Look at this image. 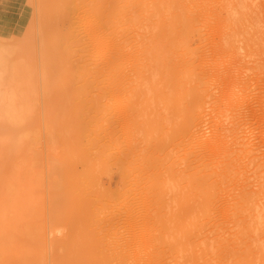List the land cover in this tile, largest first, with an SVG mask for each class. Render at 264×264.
I'll list each match as a JSON object with an SVG mask.
<instances>
[{
  "label": "rangeland",
  "instance_id": "rangeland-1",
  "mask_svg": "<svg viewBox=\"0 0 264 264\" xmlns=\"http://www.w3.org/2000/svg\"><path fill=\"white\" fill-rule=\"evenodd\" d=\"M89 1L0 0V264H264V0Z\"/></svg>",
  "mask_w": 264,
  "mask_h": 264
},
{
  "label": "bare ground",
  "instance_id": "bare-ground-1",
  "mask_svg": "<svg viewBox=\"0 0 264 264\" xmlns=\"http://www.w3.org/2000/svg\"><path fill=\"white\" fill-rule=\"evenodd\" d=\"M91 1H92V0H91ZM91 1H89V2H91ZM77 2H78V1H77ZM92 2H93V1H92ZM97 2H98V1H97ZM97 2H95V3H97ZM59 3H61V2H59ZM65 3H66V2H65ZM95 3H94V4H95ZM121 3H122V1H121ZM91 6H92V5H91ZM93 7H94V5H93ZM110 7H111V6H110ZM114 7H115V6H114ZM65 8H66V6H65ZM119 8H120V7H119ZM62 9H64V8H62ZM97 9H98V8H97ZM117 10H119V9H117ZM121 10H122V9H121ZM121 10H120V11H121ZM90 11H92V12L95 13V11H93V10H90ZM81 12H82V11H81ZM104 12H106V11H104ZM112 12H113V11H112ZM82 13H83V12H82ZM86 13H87V12H86ZM99 13H100V12H99ZM99 13H98V17H99ZM101 13H102V12H101ZM119 13H120V12H119ZM74 14H75V13H74ZM106 14H107V13H106ZM87 15H88V14H87ZM93 15H94V14H93ZM93 15H92V16H93ZM116 15H118V14H116ZM116 15H115V16H116ZM90 16H91V15H89L88 17H90ZM95 16H97V15H95ZM95 16H94V17H95ZM104 16H105V15H104ZM104 16H103V17H104ZM106 16H107V15H106ZM78 17H79V16H78ZM116 17H117V16H116ZM80 18H81V17H80ZM83 18H84V17H83ZM95 18H96V17H95ZM99 18H100V17H99ZM99 18H98V19H99ZM101 18H102V16H101ZM68 19H69V18H68ZM68 19H67V20H68ZM86 19H88V18H86ZM79 20H80V19H79ZM84 20H85V19H84ZM89 20H90V19H89ZM93 20H94V18H93ZM99 20H100V19H99ZM102 20H104V18H103ZM91 21H92V18H91ZM80 22H81V21H80ZM86 22H87V21H86ZM96 22H97V21H96ZM98 22H99V21H98ZM63 23H64V22H63ZM91 23H92V22H91ZM99 23H101V22H99ZM102 23H103V22H102ZM60 24H62V23L60 22ZM67 24H68V23H67ZM77 24H78V23H77ZM80 24H81V23H80ZM84 24H85V23H84ZM88 24H90V22H89V23L87 22L86 25L88 26ZM93 24H94V22H93ZM96 25H97V24H96ZM98 25H99V24H98ZM102 25H104V24H102ZM102 25H101V26H102ZM128 25H129V24H128ZM59 26H60V25H59ZM66 26H67V25H66ZM87 26H86V28H87ZM91 26H93V25H91ZM104 26H105V25H104ZM104 26H103V27H104ZM81 27H83V26H81ZM81 27H80V28H81ZM84 27H85V25H84ZM84 27H83V28H84ZM103 27H102V29L104 30ZM73 28H74V27H73ZM80 28H79V29H80ZM94 28H95V27H94ZM76 29H77V28H76ZM90 29H91V28H89V30H88V28H87L88 31H91ZM100 29H101V28H100ZM72 30H73V29H72ZM80 30H82V28H81ZM92 30H94V29H92ZM98 30H99V29H98ZM103 30H100V31H103ZM105 30H106V29H105ZM108 30H109V29H108ZM129 30H130V29H129ZM73 31H75V30H73ZM84 31H85V30H84ZM110 31H111V30H110ZM113 31H114V30H113ZM120 31H122V33H123V30H120ZM77 32H79V31H77ZM116 32H117V31H116ZM74 33L76 34V32H74ZM91 33H94V32H91ZM91 33H90V34H91ZM80 34H81V33H79V35H80ZM100 34H102V33H100ZM100 34H99L98 36H100ZM120 34H121V33H120ZM79 35H77V36H79ZM71 36H74V35L72 34ZM81 36H82V35H81ZM90 36H92V35H90ZM96 36H97V35H95V37H96ZM98 36H97V37H98ZM74 38H75V37H74ZM92 38H93V37H92ZM101 38H102V37H101ZM86 39H87V37H86ZM98 39H99V38H98ZM108 39H109V38H108ZM113 39H114V38H113ZM93 40H94V38H93ZM124 41H125V43H126V40H124ZM92 42H94V41H92ZM96 42H97V41H96ZM128 42H129V41H128ZM128 42H127V43H128ZM22 43H23V42H22ZM90 43H91V42H90ZM97 43H98V42H97ZM103 43H104V42H103ZM100 44H101V43H100ZM107 44H108V43H107ZM115 44H116V43H115ZM123 44H124V43H123ZM88 45H89V44H88ZM102 45H103V44H102ZM112 45H113V44H112ZM126 45H127V44H126ZM126 45H124V46H126ZM92 46H93V43H92ZM103 46H104V45H103ZM105 46H106V45H105ZM106 47H107V46H106ZM100 49H101V48H100ZM105 49H106V48H105ZM110 49H111V48H110ZM99 51H100V50H99ZM101 51H102V50H101ZM118 51H119V50H118ZM118 51H117V52H118ZM121 51H122V50H121ZM72 52H73V51H72ZM94 52H95V51H94ZM73 53H74V52H73ZM132 53H133V52H132ZM138 53H139V52H138ZM103 54H105V53H103ZM109 54H110V53H109ZM140 54H141V53H140ZM63 55H64V54H63ZM131 55H132V54H131ZM141 55H142V54H141ZM129 56H130V55H129ZM133 56H134V55H133ZM46 57H47V56H46ZM48 57H49V56H48ZM48 57H47V59H48ZM51 57L53 58V56H51ZM51 57H50V58H51ZM102 57H104V56H102ZM52 58H51V60H52ZM63 58H64V57H63ZM122 58H123V56H122ZM48 60H49V59H48ZM62 60H64V59H62ZM73 60H74V59H73ZM122 60H123V59H122ZM58 61H59V59H58ZM66 61H67V59H66ZM71 61H72V60H71ZM91 61H93V60H91ZM56 62H57V59H56ZM56 62H55V63H56ZM60 62H61V61H60ZM96 62H97V61H96ZM50 63H51V61H50ZM50 63H49V64H50ZM57 63L59 64V62H57ZM58 64H57V65H58ZM63 64H64V63H63ZM123 64H124V63H123ZM60 65H61V64H60ZM60 65H59V66H60ZM66 65H67V64H66ZM117 65H118V64H117ZM119 65H120V63H119ZM55 66H56V65H55ZM67 66H68V65H67ZM67 66H66V67H67ZM105 66H106V65H105ZM112 66H113V65H112ZM50 67H51V65L49 66V68H50ZM113 67H114V66H113ZM55 68H58V67L56 66ZM61 68H62V69H61ZM105 68H106V67H105ZM60 69L62 70V72H63V70L66 71L65 68L63 69V66L60 67ZM69 69H70V68H69ZM71 69H72V68H71ZM109 69H110V68H109ZM115 69H116V68H115ZM67 70H68V69H67ZM56 71H59V72H60L59 69H58V70L56 69ZM68 71H70V70H68ZM100 71H102V70H100ZM59 72H58V73H59ZM66 72H67V71H66ZM66 72H65V74H66ZM103 73H104V72H103ZM118 73H119V72H118ZM120 73H121V72H120ZM130 73H131V72H130ZM60 75H64V74L61 73ZM69 75L71 76V74H69ZM89 75H90V74H89ZM66 76H68V75H66ZM92 76H94V75H92ZM95 76L97 77L96 74H95ZM98 76H99V73H98ZM102 76H104V75H101V77H102ZM111 76H112V75H111ZM90 77H91V76H90ZM112 77H114V76H112ZM120 77H121V76H120ZM120 77H119V78H120ZM67 78H69V76H68ZM92 78H93V77H92ZM94 78H95V77H94ZM98 78H99V77H98ZM98 78H97V79H98ZM102 78H104V77H102ZM105 78H106V77H105ZM107 78H109L108 75H107ZM115 78H116V77H115ZM90 79H91V78H90ZM110 79H111V78H110ZM113 79H114V78H113ZM117 79H118V78H117ZM65 80H67V79L65 78ZM65 80H64V81H65ZM99 80H100V79H99ZM67 81H68V80H67ZM109 81H110V80H109ZM143 81H144V80H143ZM99 82H100V81H99ZM110 82H111V81H110ZM67 83H68V82H67ZM100 84H102V82H101ZM103 84H104V83H103ZM112 84H113V83H112ZM116 84H117V82H116ZM118 84H119V83H118ZM141 84H142V83H141ZM95 85H96V84H95ZM97 85H98V84H97ZM138 85L140 86V84H138ZM142 85H143V84H142ZM114 86H115V85H114ZM118 86H120V84H119ZM118 86H117V87H118ZM100 87H101V86H100ZM122 87H123V86H122ZM175 87H177V86H175ZM103 88H104V87H103ZM112 88H113V87H110V90H111ZM114 88H115V87H114ZM120 88H121V87H120ZM135 88H137V87H135ZM105 89H106V88H105ZM150 89H151V88H150ZM116 90H117V89H116ZM120 90H121V89H120ZM120 90H119V91H120ZM107 91H108V87H107ZM113 92H114V91H113ZM101 93H102V92H101ZM107 94H108V93H107ZM107 97H108V96H107ZM96 103H97V102H96ZM165 103H166V102H165ZM122 112H123V111H122ZM166 113H167V112H166ZM168 113H169V112H168ZM107 115H108V114H107ZM116 117H117V116H116ZM126 119H127V118H126ZM193 121H194V119H193ZM111 122H112V121H111ZM132 123H133V122H132ZM151 123H152V121H151ZM163 123H164V122H163ZM186 123H187V122H186ZM84 125H85V124H84ZM87 126H88V125H87ZM156 126H157V125H156ZM163 129H164V128H163ZM193 130H194V129H193ZM156 131H157V130H156ZM122 132H123V131H122ZM130 132H131V131H130ZM179 134H181V133H179ZM63 136H64V135H63ZM160 136H161V135H160ZM181 137H182V136H181ZM127 141H128V140H127ZM116 143H117V142H116ZM86 147H87V146H86ZM80 149H81V148H80ZM85 149H86V148H85ZM82 150H83V149H82ZM133 152H134V151H133ZM144 152H145V151H144ZM140 154H141V153H140ZM85 155H86V154H85ZM148 157H149V156H148ZM122 159H123V158H122ZM147 159H148V158H147ZM82 161H83V160H82ZM84 162H87V161H84ZM193 164H194V163H193ZM92 165H93V164H92ZM122 165H123V164H122ZM95 167H96V166H95ZM260 167H261V166H260ZM94 169H96V168H94ZM151 169H152V168H151ZM112 170H113V169H112ZM122 170H123V169H122ZM145 170H146V169H145ZM110 172H111V171H110ZM103 173H104V172H103ZM90 174H91V173H90ZM108 174H109V173H108ZM176 174H177V173H176ZM137 175H138V174H137ZM152 175H153V174H152ZM167 175H168V174H167ZM85 176H86V175H85ZM85 176H84V177H85ZM87 176H88V175H87ZM141 176H142V175H141ZM90 177H91V176H90ZM166 177H167V176H166ZM81 178H82V177H81ZM87 178H89V177H86V179H87ZM221 179H222V178H221ZM92 181H93V179H92ZM96 181H97V180H96ZM98 181H99V180H98ZM148 181H149V179H148ZM148 181H147V182H148ZM133 182H135V181H133ZM147 182H146V183H147ZM150 182H151V181H150ZM141 183H142V181H141ZM152 183H155V182H152ZM200 183H201V182H200ZM210 183H211V182H210ZM87 184H88V183H87ZM96 184H97V183H96ZM160 184H161V183H160ZM140 185H141V184H140ZM151 185H152V184H151ZM80 186H81V185H80ZM99 186H100V185H99ZM133 186H134V185H133ZM97 187H98V186H97ZM147 187H148V186H147ZM151 187H152V186H151ZM85 188H86V187H85ZM91 188H92V187H91ZM213 189H214V188H213ZM118 190H119V189H118ZM160 190H161V189H160ZM160 190H158V191L160 192ZM93 191H94V190H93ZM86 192H87V191H86ZM98 192H99V191H98ZM108 193H110V192H108ZM147 193H148V192H147ZM79 194H80V193H79ZM101 194H102V193H101ZM145 194H146V193H145ZM160 195H161V194H160ZM160 195H159V197H160ZM162 197H163V196H162ZM244 197H245V195H244ZM141 198H142V197H141ZM84 199H85V198H84ZM109 199H110V198H109ZM142 199H143V198H142ZM160 199H161V198H160ZM155 200H156V199H154V201H155ZM145 201H146V199L144 200V202H145ZM101 203H102V202H101ZM147 203H148V201H147ZM159 203H161V202H159ZM97 204H98V203H97ZM148 204H149V203H148ZM83 205H84V204H83ZM139 205H140V204H139ZM142 205H143V204H142ZM91 206H92V205H91ZM137 206H138V205H137ZM161 206H162V205H161ZM143 207H144V206H143ZM142 209H143V208H142ZM201 209H202V208H201ZM119 210H120V209H119ZM257 210H258V209H257ZM257 210H256V213H257ZM13 211H17V210H16V209H15V210L13 209ZM13 211H12V212H13ZM7 212H8V211L5 212V209H0V233H5V231H6V230H5V228H6V224L9 222V224H10L11 227L8 226L9 228H7V229H10V230H9V234H8L9 236H7V237H10V236L12 237L11 229H13V227H14L13 225L16 224V225H15L16 227H17V225H18V224L16 223V221L14 220V219H16V218H14L15 216L12 217V215H13V214L15 215L16 212H13L12 215H10V213H8V214L10 215L9 217H8V215H7L8 219H10V217L14 218V219H11V220H12V221L14 220L15 223L12 222V221H10V220H7V217H5V215L7 214ZM148 213H149V211H148ZM152 213H153V212H152ZM259 213H261V212H259ZM259 213H257V215H258ZM16 215H17V214H16ZM133 215H134V214H133ZM155 215H156V214H155ZM160 215H161V214H160ZM19 216H20V215H19ZM30 216H31V215H30ZM148 216H149V214H148ZM170 216H171V215H170ZM253 216H254V215H253ZM259 216H260V215H259ZM16 217H17V216H16ZM100 217H101V216H100ZM175 217H176V216H175ZM260 217H261V216H260ZM18 218H19V217H18ZM20 218H21V217H20ZM130 218H131V217H130ZM134 218H135V217H134ZM146 218H147V217H146ZM157 218H158V217H157ZM255 218H256V217H255ZM263 218H264V217H263ZM5 219H6V220H5ZM24 219H27V218H24ZM135 219H136V218H135ZM150 219H151V218H150ZM150 219H149V221H150ZM167 219H168V218H167ZM260 219H262V218H260ZM18 220H19V219H18ZM128 220H129V219H128ZM155 220H156V219H155ZM159 220H160V219H159ZM6 221H8V222H6ZM144 221H145V220H144ZM10 222H12L13 225H11ZM19 222H20V221H19ZM134 222H135V221H134ZM164 222H165V221H164ZM167 222H168V221H167ZM9 224H8V225H9ZM20 224H21V222H20ZM169 224H170V223H169ZM129 225H130V224H129ZM162 225H163V224H162ZM165 226H166V225H165ZM16 227H14V228H16ZM96 227H97V226H96ZM124 227H125V226H124ZM130 227H131V226H130ZM137 227H138V226H137ZM91 228H92V227H91ZM146 228H147V227H146ZM119 229H120V228H119ZM87 230H89V229H87ZM135 230H136V229H135ZM159 230H160V229H159ZM132 231H133V230H132ZM122 232H123V231H122ZM158 232H159V231H158ZM158 232H157V233H158ZM17 233H18V232H17ZM17 233L15 234V236H16V235L18 236L19 233H18V234H17ZM20 233H22V232H20ZM134 236H135V235H134ZM158 237H159V236H158ZM121 238H122V237H121ZM246 238H247V237H246ZM99 239H101V238H99ZM97 240H98V239H97ZM120 240H121V239H120ZM124 240H125V239H124ZM98 241H99V240H98ZM105 241H106V240H105ZM164 241H165V240H164ZM96 242H97V241H96ZM107 242H108V241H107ZM135 243H136V242H135ZM167 243H168V242H167ZM99 244H100V243H99ZM111 244H112V243H111ZM117 244H119V243H117ZM149 244H150V243H149ZM162 244H163V243H162ZM126 245H127V244H126ZM112 246H113V245H112ZM110 247H111V246H110ZM137 247H138V246H137ZM141 247H142V245H141ZM121 249H123V248H121ZM128 249H129V248H128ZM149 249H150V248H149ZM156 249H157V248H156ZM90 250H91V249H90ZM97 250H98V249H97ZM7 251H8V250H7ZM7 251H4V252L0 253V263L4 262L5 260H8L9 258H10V259H13V258L16 256L15 253L12 254V252H10L11 254H9V255H12L13 257L11 258V257L8 255L9 258H6L7 255H6L5 252H7ZM12 251L15 252V250H12ZM87 251H88V250H87ZM95 251H96V250H95ZM99 251H100V250H99ZM105 251H106V250H105ZM110 251H111V250H110ZM112 251H113V249H112ZM17 252H18V249H16V253H17ZM19 252H21V251L19 250ZM102 252H103V251H102ZM106 252H107V251H106ZM120 252H121V251H120ZM142 252H143V251H142ZM163 252H164V251H163ZM163 252H162V253H163ZM8 253H9V252H8ZM26 253H27V252H26ZM99 253H100V252H99ZM118 253H119V252H118ZM132 253H133V252H132ZM17 254H18V253H17ZM22 254H23V256H24L25 253H22ZM22 254H20L21 256H19V257H22ZM28 254H29V253H28ZM95 254H96V253H95ZM127 254H128V253H127ZM158 254H159V253H158ZM163 254H165V253H163ZM245 254H246V253H245ZM14 255H15V256H14ZM18 255H19V254H18ZM105 255H106V254H105ZM108 255H109V254H108ZM137 255H138V254H137ZM147 255H148V254H147ZM29 256H30V255H28V257H29ZM96 256H97V254H96ZM98 256H99V255H98ZM116 256H117V255H116ZM123 256H124V255H123ZM153 256H154V255H153ZM38 257H39V256H38ZM99 257H100V256H99ZM101 257H102V256H101ZM104 257H105V256H104ZM106 257H107V256H106ZM156 257H157V256H156ZM16 258L19 260L18 256H17ZM24 258H26V257L24 256ZM36 258H37V257H36ZM87 258H88V256H87ZM107 258H108V257H107ZM159 258H160V257H159ZM242 258H243V257H242ZM17 259H16V260H17ZM97 259H98V258H97ZM101 259H102V258H101ZM18 260H17V261H18ZM28 260H29V258H28ZM117 260H118V259H117ZM121 260H122V257H121ZM121 260H120V261H121ZM137 260H138V259H137ZM19 261H20V260H19ZM38 261H39V260H38ZM84 261H85V260H84ZM100 261H101V260H100ZM23 262H26V261H23ZM23 262H22V263H23ZM75 262H76V261H75ZM133 262H134V261H133ZM137 262H138V261H137ZM120 263H121V262H120ZM144 263H145V262H144ZM144 263H143V264H144ZM98 264H99V263H98ZM112 264H113V263H112ZM127 264H128V263H127Z\"/></svg>",
  "mask_w": 264,
  "mask_h": 264
}]
</instances>
